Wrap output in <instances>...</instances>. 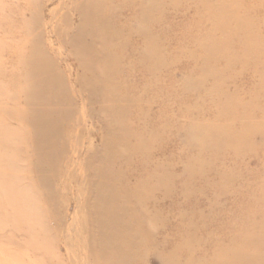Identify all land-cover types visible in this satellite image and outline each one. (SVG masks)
I'll list each match as a JSON object with an SVG mask.
<instances>
[{
	"label": "rangeland",
	"instance_id": "rangeland-1",
	"mask_svg": "<svg viewBox=\"0 0 264 264\" xmlns=\"http://www.w3.org/2000/svg\"><path fill=\"white\" fill-rule=\"evenodd\" d=\"M224 262L264 264V0H0V264Z\"/></svg>",
	"mask_w": 264,
	"mask_h": 264
},
{
	"label": "bare ground",
	"instance_id": "bare-ground-1",
	"mask_svg": "<svg viewBox=\"0 0 264 264\" xmlns=\"http://www.w3.org/2000/svg\"><path fill=\"white\" fill-rule=\"evenodd\" d=\"M141 2V1H140ZM111 3V2H110ZM135 3V2H134ZM100 4V3H99ZM145 4V3H144ZM97 6V5H96ZM100 6H101V4H100ZM99 6V7H100ZM117 6H118V4H117ZM123 6V5H122ZM147 6V5H146ZM187 6V5H186ZM185 6V7H186ZM121 7V6H120ZM138 7V6H137ZM142 7V6H141ZM118 8V7H117ZM124 8V7H123ZM128 8H129V6H128ZM143 8H144V6H143ZM143 8H140V9H142V15L140 16V17H142L141 19L142 20H148V19H153V18H151V17H155V16H152V15H154V14H152V15H150L151 13H149L150 11H148V10H150V8H148V10H143ZM152 8H153V6H152ZM152 8H151V10H152ZM120 9V8H119ZM145 9V8H144ZM146 9H147V7H146ZM154 9H156V8H154ZM75 10V9H74ZM126 10L127 11H129L130 9H127L126 8ZM134 10V9H133ZM154 11V10H153ZM104 12V11H103ZM118 12V11H117ZM121 12V11H120ZM129 12H131V10L129 11ZM141 12V11H140ZM138 13V12H137ZM153 13H155V11L153 12ZM197 13H198V11H197ZM203 13V12H202ZM122 14V13H121ZM125 14V13H124ZM129 14V13H128ZM156 14V13H155ZM160 14V13H159ZM51 15V14H50ZM126 15V14H125ZM132 15V14H131ZM205 16H206V14H204ZM116 18H117V16L116 15H114ZM161 16V15H160ZM159 16V17H160ZM125 17V16H124ZM137 17V16H136ZM140 17H139V19H140ZM85 18L86 17H83V20H82V22L84 23V21H85ZM112 19V18H111ZM129 19V18H128ZM156 19V18H155ZM172 19V18H171ZM154 20V19H153ZM170 20V19H169ZM91 21H96V23H95V26H96V29H97V31H99V29H101V28H103L104 30H103V32H98L99 33V36L100 37H97V39L98 40H100L101 39V37L105 34V32L107 31V30H105V28L107 27V24H108V21L106 20V22H104V21H102V17L99 15H95V16H93V19H91ZM111 21V20H110ZM156 21V20H155ZM158 21V20H157ZM51 22V21H50ZM114 22V21H113ZM115 22H117L116 20H115ZM130 22V21H129ZM158 22H160V21H158ZM149 23H150V21H149ZM127 24V23H126ZM131 24V23H130ZM115 25V24H114ZM161 27V26H160ZM134 29V28H133ZM56 31H58V30H56ZM59 31H60V29H59ZM62 31V30H61ZM70 31V30H69ZM112 31V30H111ZM248 31V30H247ZM138 32H139V30H138ZM146 31L145 30H143V31H141L140 32V36H142V38L144 39V40H146V42H148L149 41V39L147 38L148 37V34H150V33H148V34H146L145 33ZM158 32V31H157ZM70 33V32H69ZM153 33V32H152ZM151 33V34H152ZM159 33V32H158ZM157 33V34H158ZM95 34V33H94ZM126 34V33H125ZM68 35V34H67ZM84 35V34H83ZM83 35H82V37H83ZM95 35H97V34H95ZM127 35V34H126ZM98 36V35H97ZM119 36V35H118ZM160 36V35H159ZM138 37V36H137ZM151 37V35L149 36V38ZM155 36L153 35V38H154ZM161 37V36H160ZM67 38H68V36H67ZM67 38H66V40H67ZM76 38L78 39V35L76 36ZM152 38V39H153ZM156 38V37H155ZM77 39H73V42H74V44H76V43H78L81 47H82V50H84V53L83 54H79V58L81 59V61H82V63H84L83 61H85V60H87V61H89L90 63H93V64H95V57H94V55H93V53H92V48L91 49H89V47L87 46V45H85V43L84 42H82V41H80V40H77ZM79 39H81V36H80V38ZM151 39V38H150ZM158 39V38H157ZM87 40V39H86ZM156 40V39H155ZM121 41V40H120ZM162 42V41H161ZM160 42V43H161ZM68 43V42H67ZM127 43V42H126ZM140 43V42H139ZM151 43V42H150ZM165 43V42H164ZM196 43V42H195ZM123 44V43H122ZM198 44V43H197ZM154 45V44H153ZM64 46V45H63ZM136 46V45H135ZM148 46V45H147ZM128 47H129V45H128ZM128 47L126 48V49H128ZM124 48V47H123ZM148 48V47H147ZM150 48V47H149ZM204 48V47H203ZM205 48H206V46H205ZM71 49V48H70ZM132 50H134V49H132ZM138 51V50H137ZM216 51V50H215ZM215 51H213V52H215ZM127 52H129L128 50H127ZM135 52V51H134ZM152 52V51H151ZM151 52H149V51H146V53L147 54H145L144 55V58L143 59H145V60H149V59H152V60H157L156 58L154 59L153 57H157V55L156 56H154ZM158 52V51H157ZM161 52H162V49H161ZM141 53V52H140ZM164 53V52H163ZM107 54H109V53H107ZM136 54V53H135ZM143 54V53H142ZM154 54H155V52H154ZM125 55V54H124ZM52 56V55H51ZM116 55H114V57H115ZM166 56V55H165ZM159 57H160V54H159ZM163 57V56H162ZM211 57V56H210ZM57 58V57H56ZM161 58V57H160ZM101 59V58H100ZM105 59V58H104ZM162 59V58H161ZM75 60V59H74ZM160 60V59H159ZM166 60V59H165ZM196 60V59H195ZM86 61V62H87ZM121 61V60H120ZM212 61V60H211ZM89 62H87V63H89ZM122 62V61H121ZM145 62V61H144ZM143 62V63H144ZM149 62V61H148ZM156 62V61H155ZM207 62V61H206ZM210 62V61H209ZM81 63V64H82ZM150 63H154L153 61L152 62H150ZM157 63V62H156ZM160 64H161V62H159ZM162 63H164V62H162ZM166 63V62H165ZM80 64V63H79ZM81 64L79 65L80 66V68H82L83 67V64H82V66H81ZM155 64V63H154ZM197 64H199V63H197ZM204 64H206V63H204ZM212 64V63H211ZM40 67H42V68H44V66H45V68H44V70H43V73L41 74L40 73V75H39V77H38V79L40 78L41 80H36L35 81V83L33 84V97H30L29 99L32 101V102H35V101H40L41 99H42V96L37 92L36 93V91H34V88L35 89H37L38 91H41L42 90V88H52V87H56V83H61V81H62V76H61V73H57V68H55V67H53V68H50V67H48V65L45 63V65H41V64H38ZM84 65H86L85 63H84ZM147 65V64H146ZM159 65V64H158ZM162 65V64H161ZM145 66V65H144ZM148 66V65H147ZM151 66V65H150ZM153 66V65H152ZM152 66H151V68H152ZM163 66H165L164 64H163ZM198 66V65H197ZM86 67H88V66H86ZM109 67H110V65H109ZM157 67V66H156ZM169 67V66H168ZM212 67V66H211ZM149 68V67H148ZM159 69H160V67H158ZM158 68H156L157 70H158ZM77 69V68H76ZM87 69V68H86ZM89 69V68H88ZM107 69H108V67H107ZM135 69V68H134ZM194 69V68H193ZM209 69H210V67H209ZM82 70H84V68H82ZM92 70V69H91ZM163 70V69H162ZM136 71V70H135ZM156 71V70H155ZM154 71V72H155ZM160 72H161V70H159ZM165 71H166V69H165ZM194 71H196V70H194ZM200 71V70H199ZM84 72H86V71H84ZM90 72H92V71H90ZM138 72V71H137ZM80 73V72H79ZM79 73H78V75H79ZM127 73H130V72H127ZM153 73V72H152ZM191 73V72H190ZM210 74H211V72H209ZM208 73V74H209ZM216 73V72H215ZM69 74V73H68ZM76 74V73H75ZM95 74V73H94ZM157 74V73H156ZM192 74V73H191ZM201 74H203L202 72H201ZM145 75H147V74H145ZM190 75V74H189ZM69 76V75H68ZM118 76V75H117ZM116 76V77H117ZM191 76V75H190ZM205 76V75H204ZM208 76V75H207ZM210 76H212V75H210ZM88 77V76H87ZM93 77V75L91 76V78ZM106 77V76H105ZM104 77V78H105ZM140 77V76H139ZM143 77V76H142ZM157 77V76H156ZM192 77V76H191ZM194 77V76H193ZM70 78V77H69ZM113 78V77H112ZM147 78V77H146ZM93 79V78H92ZM95 79V78H94ZM105 79H107V78H105ZM109 79V78H108ZM115 79V78H114ZM144 79V78H143ZM193 79V78H192ZM77 80H78V78H77ZM112 80V79H111ZM116 80V79H115ZM156 80H158V77H157V79ZM42 81V82H41ZM91 81V80H90ZM89 81V82H90ZM102 81V78L101 77H99V79H98V83H100ZM107 81V80H106ZM109 81H110V79H109ZM159 81V80H158ZM158 81H156V82H158ZM41 82V83H40ZM86 82H88V81H86ZM140 82V81H139ZM160 82V81H159ZM91 83V82H90ZM94 83V82H93ZM110 84V83H109ZM115 84H117V81H116V83ZM141 84V83H140ZM157 84V83H156ZM89 85H91V84H88L87 86H89ZM93 85H95V84H93ZM92 85V86H93ZM105 85V84H104ZM132 85H134V84H132ZM76 87H78V86H76ZM94 87V86H93ZM84 88V87H83ZM82 88V89H83ZM153 88V87H152ZM81 89V90H82ZM89 89V88H88ZM95 89V88H94ZM49 90H51V89H49ZM79 90H80V88H79ZM85 91H87V90H85ZM84 91V92H85ZM105 91V90H104ZM111 91V90H110ZM78 92V91H77ZM98 92V91H97ZM81 92H79V94H80ZM91 93V92H90ZM149 93V92H148ZM83 94V93H82ZM82 94H80L81 96H82ZM114 94V93H113ZM159 94V93H158ZM167 94V93H166ZM87 95H88V93H87ZM92 95V94H91ZM97 95L99 96V94L97 93ZM119 95V94H118ZM148 95V94H147ZM96 96V95H95ZM117 96V95H116ZM165 96V95H164ZM173 96V95H172ZM172 96H170L171 98H172ZM89 97V96H88ZM118 97V96H117ZM168 97V96H167ZM169 97V98H170ZM80 98V97H79ZM83 98V97H82ZM99 98V97H98ZM164 98V97H163ZM183 98V97H182ZM85 99V98H84ZM92 99V98H91ZM90 99V100H91ZM100 99V98H99ZM168 99V98H167ZM93 100V99H92ZM91 100V101H92ZM81 101V100H80ZM94 101V100H93ZM99 101V100H98ZM115 103V102H114ZM114 103H112V101L110 102V104L108 105V113H109V115H110V119H109V123L107 124V128H109V130H112L113 131V124H114V122H113V120H112V118H116V115L114 114V109H116L115 107H114ZM146 103V102H145ZM144 103V104H145ZM159 103V102H158ZM122 104V103H121ZM117 106H119L118 104H116ZM159 105H160V103H159ZM131 106V105H130ZM146 106V105H145ZM151 106V105H150ZM120 107V106H119ZM144 107V106H143ZM152 107V106H151ZM151 107H150V109H151ZM162 107V106H161ZM160 108V107H159ZM123 109V108H122ZM148 109V108H147ZM118 111V110H117ZM133 111V110H132ZM149 111V110H148ZM151 111V110H150ZM40 112H42V110L40 111ZM135 112H136V110H135ZM176 111H174V113H175ZM32 113H34V115L36 114V116H34L33 117V123L36 125V127L38 128V130H39V133L37 134V141H40L39 143H42V141H44V139H43V137H45V136H47V134L49 133V129H50V127H49V124H48V118H46V117H43V116H38L37 115V113H35V110L33 109V112ZM137 113V112H136ZM149 113V112H148ZM118 114V113H117ZM178 114V113H177ZM101 115H103V114H101ZM149 115V114H148ZM175 115V114H174ZM134 116V115H133ZM170 116V115H169ZM176 116V115H175ZM145 117V116H144ZM149 117H150V115H149ZM160 117H161V114H160ZM173 117V116H172ZM166 118V117H165ZM175 118V117H174ZM121 119V118H120ZM115 121V120H114ZM118 121V123L120 122L119 120H117ZM134 122H135V120H134ZM144 122V121H143ZM147 122V121H146ZM161 122V121H160ZM121 123H122V121H121ZM125 122H123V124H124ZM154 123V122H153ZM157 123H159V121L157 122ZM167 123H168V121H167ZM127 124V123H126ZM148 124V123H147ZM162 124V123H161ZM138 125H140V124H138ZM145 125V124H144ZM150 125V124H149ZM163 125H165V124H163ZM161 126V125H160ZM165 126H167V125H165ZM155 127H157V126H155ZM169 127V126H168ZM167 127V128H168ZM176 127V126H175ZM158 128H160V127H158ZM170 128V127H169ZM179 128V127H178ZM183 128V127H182ZM156 129V128H155ZM164 129V128H163ZM159 131H160V129H159ZM166 131H167V129H166ZM162 132V131H161ZM164 132H165V130H164ZM190 132V131H189ZM92 133V132H91ZM191 133V132H190ZM208 133V132H207ZM152 134V133H151ZM165 134V133H164ZM195 134H197V133H195ZM203 134V133H202ZM121 135V134H120ZM159 135H160V133H159ZM161 135H162V133H161ZM160 135V136H161ZM205 134H203V136H204ZM129 136V135H128ZM135 136V138H136V135H134ZM196 136V135H195ZM125 137H127V136H125ZM178 137V136H177ZM112 138H113V136H112ZM112 138H110V139H112ZM158 138V137H157ZM176 138V137H175ZM196 138H198V137H196ZM153 139V138H152ZM151 139V140H152ZM195 139V138H194ZM193 139V140H194ZM199 139V138H198ZM204 139H205V137H204ZM206 139H208L207 137H206ZM145 140H146V138H145ZM201 140H203V138H201ZM132 141H133V139H132ZM141 141V140H140ZM149 141V140H148ZM155 139L154 140H152V142H154L153 144H155ZM196 141H198L197 139H196ZM44 143H46V140L44 141ZM126 143V142H125ZM141 143V142H140ZM140 143H139V145H140ZM150 143V142H149ZM195 143V142H194ZM193 143V144H194ZM197 143V142H196ZM199 143H201V142H199ZM198 143V144H199ZM208 142H205V144H207ZM129 144V143H128ZM158 144V143H157ZM125 145V144H124ZM131 145V144H130ZM142 145V144H141ZM143 145H144V143H143ZM143 145H142V147L140 148L141 150H142V148H143ZM194 145H197V144H194ZM101 146H103L104 147V149L103 150H108L109 148H111V146H112V140H109V138H108V140H107V138L106 139H103V142H101ZM128 146V145H127ZM199 146V148H200V144L198 145ZM116 147H117V145H116ZM197 147V146H196ZM201 147H202V144H201ZM130 148V147H129ZM132 148V147H131ZM136 148V147H135ZM167 148V147H166ZM33 150V149H32ZM119 150H120V148H119ZM128 150V149H127ZM130 150V149H129ZM145 150V149H144ZM161 150V149H160ZM132 151H134V150H132ZM159 151V150H158ZM157 151V152H158ZM119 152V151H118ZM127 152V151H126ZM115 153V152H114ZM125 153V152H124ZM104 154V153H103ZM103 154H99V155H96V157L97 156H99L101 159L102 158H104L103 156ZM106 155H105V159H106V156H107V153H105ZM143 154H144V152H143ZM152 154V153H151ZM119 155V154H118ZM145 155V154H144ZM149 155H150V152H149ZM149 155H148V159L149 158H151V157H149ZM123 156V155H122ZM125 156V155H124ZM146 156V155H145ZM122 158V157H121ZM127 158V157H126ZM108 159V158H107ZM123 159V158H122ZM145 159V158H144ZM110 160V159H109ZM113 160H116V159H113ZM107 161V160H106ZM147 161V160H146ZM114 162V161H113ZM116 162V161H115ZM108 163V162H107ZM143 163V162H142ZM149 163V162H148ZM161 164V163H160ZM109 165V164H108ZM115 165V164H114ZM157 166H159L158 164H157ZM164 165H160V167L162 168ZM109 167V166H108ZM111 167V166H110ZM149 168V167H148ZM153 168V167H152ZM154 168H155V166H154ZM164 168H166V165H165V167ZM112 169V168H111ZM156 169H159L158 167L156 168ZM93 170V169H92ZM110 170V169H109ZM117 171V170H116ZM163 171V170H162ZM168 171V170H167ZM94 172V171H93ZM144 172V171H143ZM156 172H158L157 170H156ZM170 172V171H169ZM113 173V172H112ZM142 173V172H141ZM164 173V172H163ZM171 173V172H170ZM96 174V173H95ZM94 174V175H95ZM107 174V173H106ZM117 174V173H116ZM120 174V173H119ZM156 174V173H155ZM158 175H159V173H157ZM160 174H162L161 172H160ZM166 174V173H165ZM165 174H164V177L163 178H165ZM173 174V173H172ZM137 175V174H136ZM169 175H171V174H169ZM174 175V174H173ZM101 176H102V171H101ZM141 176V175H140ZM162 176V175H161ZM147 177V176H146ZM166 177H168V175L166 176ZM144 178V177H143ZM162 178V179H163ZM115 179V178H114ZM159 179H160V177H159ZM111 180V179H110ZM144 181H145V179H143ZM164 180V179H163ZM163 180H160V181H163ZM150 181V180H149ZM159 181V180H158ZM160 181H159V183H160ZM151 182V181H150ZM164 182H165V180H164ZM141 183H143V182H141ZM147 183L148 182H146V185H147ZM145 183H143V185H144ZM149 184V183H148ZM151 184V183H150ZM112 185H114V184H112ZM171 185V184H170ZM107 186H109V185H107ZM141 186H142V184H141ZM157 186V185H156ZM169 186V185H168ZM105 187V186H104ZM115 187V186H114ZM145 187V186H144ZM145 188H147V187H145ZM150 188H153V187H150ZM149 188V189H150ZM156 188V187H155ZM158 188V187H157ZM107 189V188H106ZM109 189V188H108ZM107 189V190H108ZM112 189V188H111ZM154 189V188H153ZM104 190V189H103ZM144 190H146V189H144ZM148 190V189H147ZM152 190V189H151ZM151 190L149 191V193L151 192ZM186 190V189H185ZM112 191V190H111ZM132 192V191H131ZM139 192V191H138ZM148 192V191H147ZM100 193H101V191H100ZM106 193V192H105ZM108 193V192H107ZM109 193H110V191H109ZM108 193V195L107 196H110V194ZM111 194H112V192H111ZM122 195L121 196H123V193H121ZM148 194V193H147ZM126 195V194H125ZM137 195H139V194H137ZM137 195H136V197H137ZM53 196V195H52ZM100 196V195H99ZM98 196V197H99ZM102 196V195H101ZM105 194H104V198H105ZM113 196V195H112ZM127 196V195H126ZM131 196V195H130ZM129 196V197H130ZM120 197V196H119ZM149 197V196H148ZM187 197V196H186ZM50 198H51V196H50ZM108 198V197H107ZM114 198H115V195H114ZM108 199H112V197L110 198H108ZM121 199V198H120ZM123 199V201L125 202H127V200H129L130 198H127V200H124V199H126L125 197L124 198H122ZM143 199V198H142ZM187 200V199H186ZM101 200H99L98 201V203L100 202ZM103 201V200H102ZM107 201V200H106ZM105 201V202H106ZM113 201H115V199L113 200ZM120 201V200H119ZM104 202V201H103ZM112 202V200L110 201V203ZM116 202V201H115ZM140 202H142L141 201V199H140ZM101 203V202H100ZM99 203V204H100ZM109 203V201L107 202V204ZM113 203V205L115 206V204H114V202H112ZM128 204V203H127ZM174 204V203H173ZM101 205V204H100ZM102 205H104V204H102ZM106 205V204H105ZM109 205H111V204H109ZM125 205H126V203H125ZM123 206V205H122ZM133 206H134V204H133ZM141 206L143 207V205L141 204ZM106 207H109L108 205L106 206ZM121 207V206H120ZM114 208V207H113ZM112 207L110 208L111 210H112V212H110V210L109 211H107L106 213H108V212H110L111 214L113 213V210L115 211L116 209L114 208L113 209ZM128 208H129V206H128ZM99 209V208H98ZM103 209V208H102ZM107 209V208H106ZM130 209L132 210V208L130 207ZM133 209H134V207H133ZM123 210H124V208H123ZM117 211H118V209H117ZM121 211H122V208H121ZM116 212V211H115ZM124 212V211H123ZM123 212H122V214H123ZM126 212V211H125ZM124 212V213H125ZM135 212V211H134ZM104 213V212H103ZM109 214V213H108ZM117 214V219L119 218V213H116ZM116 214H114V215H116ZM122 214H120L121 216H122ZM127 214V213H126ZM135 214V213H134ZM138 214V213H137ZM155 214V213H154ZM157 214V213H156ZM104 215V214H103ZM110 215V214H109ZM113 215V214H112ZM133 215V214H132ZM136 215V214H135ZM134 215V216H135ZM140 214H138L137 216H139ZM107 216V215H106ZM113 217H115L114 218V220L116 219V216H113ZM153 217V216H152ZM122 218H125V216H123ZM138 218V217H137ZM110 219V218H109ZM111 219H113V218H111ZM152 219V218H151ZM105 220H107L106 218H105ZM120 220V219H119ZM128 220V219H127ZM116 221V220H115ZM121 221H124L125 222V220H120L119 221V224L118 225H120V223H122ZM131 221V220H130ZM137 221V220H136ZM139 221V220H138ZM117 222H118V220H117ZM143 222V221H142ZM116 223V222H115ZM115 223H112V224H114L113 226H115ZM126 223V222H125ZM129 223H132V222H129ZM128 223V224H129ZM135 223H138V224H141V223H139V222H135ZM132 224H134V223H132ZM137 224V225H138ZM143 224V223H142ZM117 225V226H118ZM123 225H124V223H123ZM126 225H127V223H126ZM132 226V225H131ZM122 227V226H121ZM124 227V226H123ZM129 227V226H128ZM114 228V227H113ZM125 228V227H124ZM124 228H122V229H124ZM127 228V227H126ZM126 228L124 229V231H125V233H127V231H126ZM119 229H121V228H119ZM118 229V230H119ZM121 229V230H122ZM115 230H116V227H115ZM114 230V231H115ZM120 231V230H119ZM130 231H131V228H130ZM113 232V231H112ZM120 232H122V231H120ZM129 232V231H128ZM130 234H131V232H129ZM134 233V232H133ZM137 233V232H136ZM135 233V234H136ZM119 234V233H118ZM110 235V234H109ZM123 235V234H122ZM116 236V235H115ZM120 236V235H119ZM134 236H136V235H134ZM134 236H133V239L132 240H134ZM114 237V236H113ZM132 237V236H131ZM137 237H138V235H137ZM110 238V237H109ZM119 238H121V237H119ZM123 239H124V237H123ZM127 239V238H126ZM117 240V239H116ZM121 240H122V238H121ZM120 240V241H121ZM122 241H124V240H122ZM256 242H257V240H256ZM261 242V241H260ZM109 243V242H108ZM114 243V242H113ZM118 243H119V241H118ZM111 244V243H110ZM115 244V243H114ZM113 244V245H114ZM116 244H117V241H116ZM123 244H126L125 242H123ZM128 245H129V242L127 243ZM126 244V245H127ZM133 244V243H132ZM134 244H135V242H134ZM133 244V245H134ZM112 245V246H113ZM133 245H129V247L130 248H133ZM111 246V247H112ZM132 246V247H131ZM135 246H137V245H135ZM139 246V245H138ZM260 246V245H259ZM119 247H122V244L121 245H119ZM129 247L128 246H126V248H128V251L130 252V250H129ZM114 249L115 248H117V245L115 246L114 245V247H113ZM121 249V248H120ZM260 249V248H259ZM263 249V248H262ZM122 250H124L123 248H122ZM127 250V249H126ZM132 250V249H131ZM260 251V250H259ZM123 252V251H122ZM125 252V251H124ZM125 253H127V252H125ZM124 253V254H125ZM132 253V252H131ZM129 254V253H128ZM127 254V255H128ZM139 254H141V253H139ZM126 255V254H125ZM124 255V256H125ZM133 255V254H132ZM162 255V254H161ZM165 255V254H164ZM129 256V255H128ZM134 256V255H133ZM240 256V255H239ZM238 256V257H239ZM123 257V256H122ZM126 258H127V256H126ZM122 259V258H121ZM120 259V261H122ZM123 259H125V257L123 258ZM129 259H130V256H129ZM131 259H132V256H131ZM127 260V259H126ZM126 260H125V262H126ZM129 261V260H128ZM128 263V262H127ZM126 264V263H125ZM198 264V263H197ZM223 264H225V262L223 263ZM226 264H231L230 262H227Z\"/></svg>",
	"mask_w": 264,
	"mask_h": 264
}]
</instances>
